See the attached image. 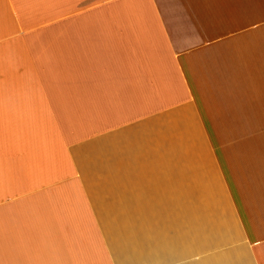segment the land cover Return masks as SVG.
<instances>
[{
	"label": "crops",
	"instance_id": "obj_1",
	"mask_svg": "<svg viewBox=\"0 0 264 264\" xmlns=\"http://www.w3.org/2000/svg\"><path fill=\"white\" fill-rule=\"evenodd\" d=\"M0 264H264V0H0Z\"/></svg>",
	"mask_w": 264,
	"mask_h": 264
}]
</instances>
